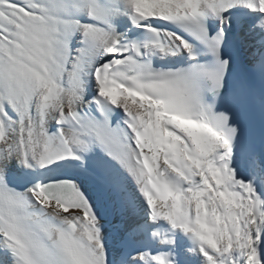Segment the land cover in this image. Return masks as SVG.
I'll return each instance as SVG.
<instances>
[{"label":"snow or ice","instance_id":"snow-or-ice-1","mask_svg":"<svg viewBox=\"0 0 264 264\" xmlns=\"http://www.w3.org/2000/svg\"><path fill=\"white\" fill-rule=\"evenodd\" d=\"M0 264H264V0H0Z\"/></svg>","mask_w":264,"mask_h":264}]
</instances>
